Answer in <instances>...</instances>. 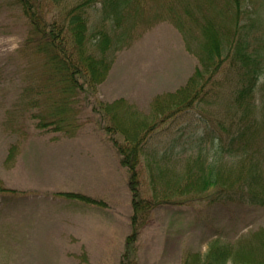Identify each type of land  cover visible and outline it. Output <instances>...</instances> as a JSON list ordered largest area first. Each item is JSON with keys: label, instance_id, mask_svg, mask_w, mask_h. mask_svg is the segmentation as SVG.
Returning a JSON list of instances; mask_svg holds the SVG:
<instances>
[{"label": "rangeland", "instance_id": "obj_1", "mask_svg": "<svg viewBox=\"0 0 264 264\" xmlns=\"http://www.w3.org/2000/svg\"><path fill=\"white\" fill-rule=\"evenodd\" d=\"M31 1L44 20H52L53 11L77 0ZM170 1L145 0V8L130 19L131 40L117 51L105 79L94 94L80 95L66 121L57 125L52 113L56 86L44 76L43 59L23 47L29 18L17 0H0V187L5 189L0 193V264H206V254L217 242L230 244L242 236L249 240L253 232L264 230V199L197 198L193 192L178 191L171 179L185 170L184 148L201 149L202 158L212 154L218 122L232 134L227 127L234 111L227 114L225 104L240 72L225 71L214 99L160 123L143 143L137 186L141 197L154 205L138 218L136 238L125 252L133 207L128 172L119 163L116 147L124 140L106 130L96 108L123 99L160 120L163 113L153 109L155 100L163 101L194 75L198 58L189 36L196 40V32L179 29L155 12H164ZM187 1L194 8V0ZM241 5L240 31L250 32L254 48H264V0H242ZM96 8L87 11L90 20L98 19ZM254 103V115L262 119L263 75ZM207 118L215 122L213 131ZM263 135L261 146L251 139L248 144L264 156ZM198 136V146L187 139ZM248 137L234 141L236 158L251 154ZM173 140L178 141L175 149L170 148ZM236 158H229L228 169L236 167ZM261 168L264 177V157ZM61 192L82 193L92 201Z\"/></svg>", "mask_w": 264, "mask_h": 264}, {"label": "trees", "instance_id": "obj_2", "mask_svg": "<svg viewBox=\"0 0 264 264\" xmlns=\"http://www.w3.org/2000/svg\"><path fill=\"white\" fill-rule=\"evenodd\" d=\"M17 1L29 18L31 27L23 47H29L28 50L43 59L44 76L56 86L57 96L53 97L52 113L53 123L59 125L66 121V114L78 102L80 95L95 93L97 86L105 79L117 51L131 40L133 26L130 25V19L136 17V11H142L147 2L77 0L67 8L62 7L63 10L53 11L52 20H44L39 8L31 0ZM194 3L193 8L187 0H171L164 12L155 10L160 18L171 20L179 29L186 27L196 32V40L189 36V42L198 58V67L184 86L167 94L163 101L155 100L153 109L163 113V118L152 120L123 99L98 103L96 108V112L107 123L106 130L120 134L124 140V144L115 145L120 164L129 173L128 184L132 195L133 230L126 238L125 252L131 249L136 238L138 218L154 205L152 200L141 197L137 186L140 179L139 153L143 143L160 123L214 99L213 93L220 89L219 79L225 71L240 72L231 100L225 104L227 114L231 110L233 114L239 113L236 119L232 114L231 123L227 127L229 131L233 129V132L228 136L226 125L218 122L217 134L211 141L212 154L202 158L199 154L201 149L195 151L191 148L193 152L189 147L184 148L187 159L185 170L183 173H173L171 179L178 191L193 192L198 194L197 198L224 202L246 199L250 202H263L264 199V177L260 169V165H263V151L260 148L251 150L254 146L249 148L248 144L251 139L253 144L260 143L257 146H261L263 139L264 114L262 119V115L260 118L255 117L254 94L261 76L264 78V48H254L250 32L240 31L242 27L239 20L242 8L245 7L241 5L242 0H194ZM96 5L98 19L90 20L87 11ZM162 104L160 111L158 107ZM206 122L212 124L208 127L213 131L214 120L207 118ZM246 134H249L248 150L252 152L248 158L242 154L236 158L233 152L234 141H242ZM187 139L190 144L197 146L202 141L200 136ZM177 142L173 140L170 148L175 149ZM234 157L237 159L236 167L232 165L230 170L226 163H231ZM8 158H12V151ZM4 191L0 187V193ZM58 194L92 201L85 195L73 192ZM252 235L249 240L242 236L230 244L217 242L206 254L205 263L224 264L230 260L236 264H264V230L253 232ZM256 255L260 258L257 262L253 259Z\"/></svg>", "mask_w": 264, "mask_h": 264}]
</instances>
